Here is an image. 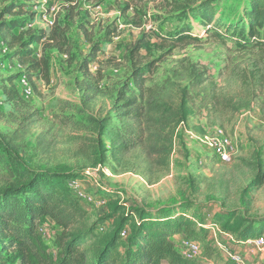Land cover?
Returning <instances> with one entry per match:
<instances>
[{"label": "rangeland", "instance_id": "1", "mask_svg": "<svg viewBox=\"0 0 264 264\" xmlns=\"http://www.w3.org/2000/svg\"><path fill=\"white\" fill-rule=\"evenodd\" d=\"M202 1L0 0L22 5L31 32L67 26L62 51L32 44L36 58L48 56L50 78L27 73L31 96L22 93L24 67L11 55L10 36L0 32V190L31 171L72 172L68 183L87 217L68 233L92 228L84 248L98 250L123 214L185 206L198 215L195 227L208 229L196 239L204 257L191 264H231L218 243L245 264H264V47L207 31L188 11ZM248 5L213 0L214 21L235 23ZM182 26L197 40L166 38ZM10 84L13 103L2 90ZM219 130L225 160L202 142ZM7 150L27 171L14 170ZM247 228L253 235L239 240ZM39 230L57 260L62 229L47 220ZM182 237L173 235L176 247ZM256 238L261 246L247 242Z\"/></svg>", "mask_w": 264, "mask_h": 264}, {"label": "trees", "instance_id": "2", "mask_svg": "<svg viewBox=\"0 0 264 264\" xmlns=\"http://www.w3.org/2000/svg\"><path fill=\"white\" fill-rule=\"evenodd\" d=\"M20 9L22 5L17 2H6L0 7V32L10 36L8 47L12 57L24 67L21 74L27 77L29 73L48 82L49 58L45 53L36 58L32 44L45 41L47 47L54 46L62 51L67 43V26L55 24L48 32H31L26 27L28 19L23 17ZM188 11L203 26H209L207 31H218L219 34L216 35L219 38L222 35L236 36L239 41L245 39L244 46L264 47V0H249L243 16L228 25L214 21L213 0L191 5ZM5 14H10L9 21L3 20ZM220 25L222 30H218ZM189 29V26H182L177 30L178 34L166 38L190 44L197 38L189 34ZM141 41L138 40L137 43ZM133 74L135 83L141 85L139 82L143 78L142 74L137 73V70ZM2 90L6 101H16L18 96L13 84L2 86ZM7 153L15 163V171L18 168L22 172L27 171L18 157L13 156L10 150ZM31 173L26 181L0 190V264H160L161 261L167 264H191L193 259L182 256L172 239L173 235H182L193 240L207 236V228L195 227L194 217L198 215L194 212L188 214L185 206L181 211L175 207L161 208L157 216L155 213L135 210L123 214L125 216L98 250L84 248L93 237L92 228L68 233L87 217L83 199L68 183L75 176L74 173L47 170ZM111 208L113 212L116 211L112 205ZM47 220H52L62 229V233L55 240L59 249L57 260H53L47 253L39 230L41 224ZM229 220L227 215L225 225ZM232 226L236 227L233 231L237 232L240 222H234ZM122 231L126 232L125 235L121 234ZM239 235L240 240L241 236H252L253 232L247 228ZM120 245L123 251L118 249ZM201 256L204 257L202 248Z\"/></svg>", "mask_w": 264, "mask_h": 264}, {"label": "built area", "instance_id": "3", "mask_svg": "<svg viewBox=\"0 0 264 264\" xmlns=\"http://www.w3.org/2000/svg\"><path fill=\"white\" fill-rule=\"evenodd\" d=\"M48 24L52 25V22L49 21ZM19 82L22 86L23 94L25 96H31L33 90L26 76L21 75L19 78ZM214 133L215 134L211 137H207L206 135H204V138H202V142L209 148L213 149L218 154L221 160H225L227 158L225 149L227 141L225 138H223V135L220 130ZM125 233V231H122L121 234L125 235ZM247 242H252L255 246H261L263 244V240L261 238H256L254 240L248 239ZM218 245L224 249V252L228 255L231 264H245L241 254L228 251L227 246L221 245L220 243H218ZM178 247L182 256L185 258L194 259L198 256L200 257L201 255L200 243L191 238L182 237Z\"/></svg>", "mask_w": 264, "mask_h": 264}, {"label": "crops", "instance_id": "4", "mask_svg": "<svg viewBox=\"0 0 264 264\" xmlns=\"http://www.w3.org/2000/svg\"><path fill=\"white\" fill-rule=\"evenodd\" d=\"M177 237H179V238H180V235H177Z\"/></svg>", "mask_w": 264, "mask_h": 264}]
</instances>
